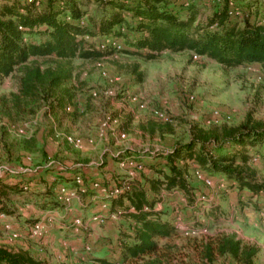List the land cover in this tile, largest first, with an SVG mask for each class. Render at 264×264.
Segmentation results:
<instances>
[{
    "label": "trees",
    "instance_id": "1",
    "mask_svg": "<svg viewBox=\"0 0 264 264\" xmlns=\"http://www.w3.org/2000/svg\"><path fill=\"white\" fill-rule=\"evenodd\" d=\"M185 1L187 5L183 7L179 0H0V86L5 79H13V91L0 94V114H31L30 106L44 96L57 120V112L74 115V59L98 61L124 54L155 61L162 52H188L212 60L223 69L256 65L264 80V12L260 1L213 0L204 15L193 8L190 0ZM91 3L96 5L92 16L87 8ZM114 42L121 44L120 50H114ZM131 73L137 82H142L137 64L131 66ZM130 121L129 116L125 118V124ZM140 129L164 132L152 121L141 124ZM256 155L264 156V121L253 120L250 114L236 126L192 125L185 142L173 144L168 151H150L152 159L145 164L129 151H122L115 157L117 160L132 158L152 170L154 176L144 183L128 177L115 180L129 190L109 199V211L118 210L122 218L132 222V233H124L119 239L117 260L90 261L164 264L170 254L157 240L169 239L177 231L165 217L166 211L154 209L156 203L162 202L160 194L177 190L185 199L194 200L188 172L197 167L209 177L224 178V190L240 194L245 191L243 199L250 203L254 196L264 195V180L258 179L250 165ZM29 180L0 176V214L14 213L9 205L11 194L25 202L34 199L41 209L61 204L51 191L53 183L41 178L35 179L32 186ZM94 190L85 188L77 195ZM253 206L259 210L264 203L254 202ZM219 213L220 208L213 203L207 215L217 222ZM194 248L203 264H215V258L222 256L235 264H258V246L242 242L234 234H217ZM0 264L48 263L28 251L14 250L0 237Z\"/></svg>",
    "mask_w": 264,
    "mask_h": 264
},
{
    "label": "rangeland",
    "instance_id": "2",
    "mask_svg": "<svg viewBox=\"0 0 264 264\" xmlns=\"http://www.w3.org/2000/svg\"><path fill=\"white\" fill-rule=\"evenodd\" d=\"M190 1L193 8L197 7L204 15L213 0ZM259 1L263 7L264 0ZM87 8L89 14L94 15L96 5L91 3ZM134 64L142 72L140 83L131 73V66ZM72 65L74 78L71 85L75 91L76 110L74 115L57 112V120L50 112L49 100L44 96L30 106L33 111L31 114L19 117L14 112L11 116L0 114V176L10 177L14 181L31 178L38 180L47 169L54 171L61 166L83 165L92 172L95 170L98 179L104 181L97 182V190L105 186L108 191L112 185L105 183L106 175L110 180L141 174L139 170L119 165V160L113 156L119 150L127 147L140 152L156 148L170 149L173 144L187 140L189 127L192 125L236 126L247 114L253 120L264 121V80L256 65L223 69L212 60L191 56L188 52H162L155 61H142L116 54L98 61L74 59ZM10 91H13V79H5L0 86V94ZM214 111L218 113L217 116L211 118L210 123H205ZM128 116L131 121L125 124ZM105 121L107 123L103 127ZM146 121L163 127L164 132L154 129L153 133H149L140 129V125ZM119 134H124V138H120ZM106 164L110 170L99 172L100 166ZM250 165L256 171L258 179L264 180L263 157L258 156V160L250 162ZM191 172L192 170L188 172V180L196 187L197 196L204 195L209 201L200 203L196 196L195 200L186 199V204L177 198L155 205V208L163 209L171 215L172 222L182 224V229L175 236L157 240L163 250L170 254V259L163 263L203 264L194 246L217 234L232 233L242 242L258 246L257 263L264 264V223L256 218L258 210L253 203L250 207L245 206V214L240 215L237 211L242 210L245 204L237 202L229 212L232 215L237 212L236 216L214 222L207 215L214 201L224 198L225 201L222 200L219 205L226 208L229 206L226 200H231L224 192L208 191L200 181L192 177ZM91 186L93 187V183ZM258 196L264 200L263 194ZM182 197L184 198L183 195ZM24 201L17 194L9 196V205L17 213L28 212L29 209L24 207L29 206L30 202ZM206 204L208 209L204 211ZM62 208L64 211L70 209L71 217L76 215L75 218L80 220V225L72 228L77 232L80 231L79 227L84 228L93 239L109 241L114 234H123L117 228L120 224L87 223L86 220L91 217H87L90 212L76 201L70 200L59 211H63ZM10 217L16 223L15 227L21 228V222L25 227L19 229V232L15 231L19 238L4 240L11 248H22L32 255H42L49 264H92L87 260L71 257V238L66 235L52 234V237L33 241L25 236V232L27 233L34 219ZM214 263L235 264L228 256L216 257Z\"/></svg>",
    "mask_w": 264,
    "mask_h": 264
},
{
    "label": "crops",
    "instance_id": "3",
    "mask_svg": "<svg viewBox=\"0 0 264 264\" xmlns=\"http://www.w3.org/2000/svg\"><path fill=\"white\" fill-rule=\"evenodd\" d=\"M262 6L263 7H261V8L264 12V5H262ZM243 21H244V19H241V22H243ZM156 150L168 151L170 149L156 148L153 151H156ZM122 151H129L133 157H136L137 159H139L140 162H142L143 164L151 161V159H152L150 156H148V154L150 153V150L140 152L139 150H135V149L129 148V147H127L123 150H119L117 153H114L113 156L117 157V155H120ZM145 153H147V154H145ZM263 160H264V156H263ZM111 162L113 163V161H111ZM52 170L53 169H50V170H47L45 173H43L42 179L48 183H53L51 191H52L53 196L55 198H57L56 197V188L59 185H65V186L72 187L74 185L72 179L77 174L81 175L85 186H87L86 187L87 189H92L91 184L93 182H96V183L97 182L98 183L104 182L103 180L98 179V177H97L98 174L96 175L95 170H94V172H92L89 169L84 168L83 165H80V166L79 165L78 166L77 165L61 166L57 170H54V171H52ZM102 170H110L109 165L106 164V165L100 166L98 171L102 172ZM104 172H106V171H104ZM138 172H140L141 174H140V176L136 175L135 179L140 181L141 183H144V180L146 178H148L150 176H154L152 170H150L146 167H143ZM55 176L60 177L59 180L58 179L56 180ZM108 176H110V175H108ZM116 179L117 178H112V179L108 180V177L106 175L105 176V180H106L105 183L108 184V186H111L114 184ZM34 181H35V179H30L28 184L33 186ZM192 187L194 188L193 189V198L195 200V197L197 196L198 193H197L196 187H194V185H192ZM145 188L147 189V195L150 196L151 193L148 190L147 183H145ZM210 191L213 192L212 190H210ZM223 192H224V195H226L228 198H230L231 201L229 202L228 199L226 200V202L229 204V206H226V208L219 205L220 202L222 200H224V198L221 200H218V201H214V204L220 208L218 220H222V221L226 220L228 218V216L232 217L237 212H239L240 215L245 214V210H246L245 206L250 207L251 204L254 202H263L264 203V200L262 199L261 196H254L250 203L245 202V200L243 199V194L246 193L245 191H243V194H240L237 191H229V190H223ZM231 196H234V197H231ZM160 197L162 199L161 203H165V202L167 203V202H169V200H176L177 198H179L184 204H186V199H184L185 197L183 198L181 192L177 191V190L176 191H169V192H162L160 194ZM29 200H31V198H29ZM44 200L48 201V199H46V198H44ZM73 201L78 202L79 206H81L82 208L83 207L86 208L87 211L90 212L87 217H90L93 214L99 213V212L105 213L100 208L101 204L105 200L102 197V195L100 193H98V191H96V190L91 192V194H86L83 196L78 195L77 198L73 199ZM29 202H30V205L29 206L26 205L24 207L26 209H29V210H27L28 212L26 214L25 213L24 214L17 213V211L15 209H13V207L11 206V209L14 210V213L11 215L17 216L18 219H20V220H33L34 219V221H32V224L41 218L48 219L45 221V234H44L42 239L52 237V234H55L57 236L60 234H63V235H66L67 237L71 238L70 243H71L72 248L70 251V255L72 258L87 260L89 262H91L90 261L91 258H106V259L113 260V261L117 260L118 255H119V251H120L119 239H121L122 235L119 236L117 234H114L113 238L109 241L107 239H102V238H94L93 239L91 237V235L88 233V231L85 230L84 228L79 227L80 231H78V232L72 228L73 227L72 220L76 217V215H72V217H71L70 209H67L66 211H64V208H62L63 211L62 210L59 211L60 208L63 207L62 203L60 205H57L54 207H47V208H44L43 210H41V208L36 206V204H35L36 201L34 199L29 201ZM237 202H243L242 204H245V205L242 206L243 207L242 210H238L237 212H235L232 215V213H229V212L232 211L233 206H235ZM14 204H16V203H14ZM193 204L196 205L195 203H193ZM155 205H154L155 210H163L160 208H155ZM96 207H98V208L96 209ZM89 208H91V209L89 210ZM197 208H199V207H197ZM262 211L264 212V207L262 209H259L256 213L255 212L254 213H255L256 218L258 220L260 219L261 223H264V219L260 217V212H262ZM11 215L3 214V216L0 218V237H1V240H3V241L5 240L2 238V225H3V223H9L11 225V229L16 231V232H19V229L20 230L22 228L25 229L23 222L20 223L21 228L15 227L16 223L14 222V220L12 221V219L10 217ZM165 217L170 219L171 224L173 225V222L171 220V215H168ZM50 220H52V222H50ZM218 220H217V222H218ZM106 223L108 225L120 224L121 226H117V228L123 234L124 233H127V234L132 233V229H133L132 228V222H129V221L125 220L124 218L120 219L117 222L107 220ZM25 236H26V232H25ZM21 238L22 237H20V239ZM236 238H238V237H236ZM33 241H37V240H33ZM85 245L90 246L91 250L89 253L84 252V246ZM14 250H16V249H14ZM19 250L26 251L25 249H22V248ZM32 256L38 260H41V261L48 263V261H46L44 259V256H42V255L37 254V255H32Z\"/></svg>",
    "mask_w": 264,
    "mask_h": 264
},
{
    "label": "built area",
    "instance_id": "4",
    "mask_svg": "<svg viewBox=\"0 0 264 264\" xmlns=\"http://www.w3.org/2000/svg\"><path fill=\"white\" fill-rule=\"evenodd\" d=\"M181 5L184 7L187 5V1L185 0H179ZM231 5V4H230ZM112 47L114 48L115 51L120 50L121 48V44L119 42H114L112 43ZM66 110L68 111L69 108H66ZM217 112L214 111L212 112L211 116L209 118H207L205 120V123H210L211 118L216 117L217 116ZM107 122L105 121L102 126L105 127ZM120 138H124V134H119ZM258 160V156H253L251 158L250 162H256ZM119 165L124 166L125 168L128 169H133V170H141L143 168V166L139 163H137L134 159L129 158V157H124V158H120L119 159ZM192 177L198 181H200L207 189L212 190L214 193L218 190V191H222L224 190V178L222 177H217V178H213V177H209L207 176L203 171H201L200 169H198L197 167L192 169ZM129 179H135L136 177H133L131 174L128 175ZM73 186L69 187V186H65V185H59L56 188V197L58 199V201H60L63 206H67L68 202L70 200H73L75 198H77V191L80 192H84L85 191V186H84V182L83 179L81 177V175L77 174L73 177ZM98 183H93V188L98 191V193H100L102 195V197L104 198V202L101 204L100 208L102 209V211H104L105 213L99 212V213H95L93 214L89 219L86 220L87 223L89 224H103L105 223L107 220H111L113 222H117L120 219H122V214L120 211L116 210L114 212H110L109 211V199L116 197L122 190H129L128 186L124 185V184H116L114 183L111 187H109V190L107 191L105 187H101V189L97 190L98 188ZM172 191H176V190H172ZM200 196V195H199ZM197 196V200H200V203H205L208 202L209 200L205 198V196ZM162 197V196H161ZM212 199V198H211ZM213 200V199H212ZM196 204V203H195ZM208 209V204H206V206L204 207V211ZM3 216V214H0V218ZM260 217L264 218V212H260ZM48 219H38L37 221H35L27 230L26 236L29 239L32 240H40L43 238L44 234H45V221ZM85 224V227L88 226V224ZM72 225H80V220L78 218H74L72 220ZM173 227L176 231L181 230L182 229V224L178 223V221H174L173 222ZM2 238L5 239L6 241H13L16 238H19L18 234L11 229V225L9 223H3L2 225ZM90 246L89 245H85L84 246V252L85 253H89L90 252Z\"/></svg>",
    "mask_w": 264,
    "mask_h": 264
}]
</instances>
